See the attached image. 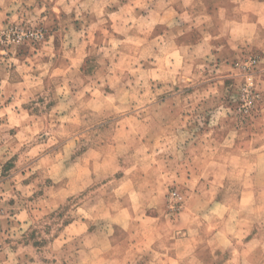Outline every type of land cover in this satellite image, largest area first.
I'll return each mask as SVG.
<instances>
[{
  "label": "rangeland",
  "instance_id": "374dc122",
  "mask_svg": "<svg viewBox=\"0 0 264 264\" xmlns=\"http://www.w3.org/2000/svg\"><path fill=\"white\" fill-rule=\"evenodd\" d=\"M157 262L264 264V0H0V264Z\"/></svg>",
  "mask_w": 264,
  "mask_h": 264
},
{
  "label": "crops",
  "instance_id": "0c3cea01",
  "mask_svg": "<svg viewBox=\"0 0 264 264\" xmlns=\"http://www.w3.org/2000/svg\"><path fill=\"white\" fill-rule=\"evenodd\" d=\"M153 252H156V253H158V254H161V255H165L166 256V254L168 253L166 250H162V251H158V250H155V249H153ZM174 252H176V251H174ZM175 254V253H174ZM155 264H165V263H159V262H157V263H155Z\"/></svg>",
  "mask_w": 264,
  "mask_h": 264
},
{
  "label": "built area",
  "instance_id": "2783aa9c",
  "mask_svg": "<svg viewBox=\"0 0 264 264\" xmlns=\"http://www.w3.org/2000/svg\"><path fill=\"white\" fill-rule=\"evenodd\" d=\"M174 194H175V192H174Z\"/></svg>",
  "mask_w": 264,
  "mask_h": 264
}]
</instances>
